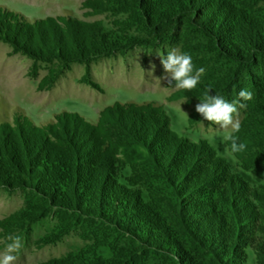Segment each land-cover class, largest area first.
I'll list each match as a JSON object with an SVG mask.
<instances>
[{
	"label": "rangeland",
	"instance_id": "1",
	"mask_svg": "<svg viewBox=\"0 0 264 264\" xmlns=\"http://www.w3.org/2000/svg\"><path fill=\"white\" fill-rule=\"evenodd\" d=\"M250 31L264 42V0H0V251L11 235L14 264H264ZM173 48L205 70L192 90L162 78ZM242 88L233 157L195 106Z\"/></svg>",
	"mask_w": 264,
	"mask_h": 264
},
{
	"label": "clouds",
	"instance_id": "2",
	"mask_svg": "<svg viewBox=\"0 0 264 264\" xmlns=\"http://www.w3.org/2000/svg\"><path fill=\"white\" fill-rule=\"evenodd\" d=\"M160 55V62L166 73L163 79L168 80L169 85L175 81L174 87L177 89L192 90L200 81L201 75L204 73V68L196 69L192 57L188 53H183L177 48H173L166 55ZM155 66L153 65V68ZM151 74V73H150ZM160 79V78H159ZM239 99L231 102L224 99L220 95L206 94L201 103L196 104L195 110L203 116L204 119L211 123L219 124L224 129H231L223 135L225 142L230 141V154L234 157L237 153H242L246 150L247 145L239 141L238 133L241 128V122L238 118L239 109L246 108L247 105L243 101L252 99V92L247 89H240L238 92ZM206 139H211L206 137ZM3 251H0V264H14L17 259L15 253L19 252L24 246L20 236H8Z\"/></svg>",
	"mask_w": 264,
	"mask_h": 264
},
{
	"label": "trees",
	"instance_id": "3",
	"mask_svg": "<svg viewBox=\"0 0 264 264\" xmlns=\"http://www.w3.org/2000/svg\"><path fill=\"white\" fill-rule=\"evenodd\" d=\"M244 39H246L247 41H250L254 47H256L257 49H259V51L264 52V42L262 41V39L260 38V36H257L256 37V34H252L251 31H250V32H248V35ZM222 46L223 47L220 48V49L224 52V54L228 58H231L232 57L231 55H233V54H231V52H228L227 50L226 51L223 50V49H225V47H224V45H222ZM236 56H238V57L240 56V59H242L241 56H243V55L236 54ZM226 76H228V75H226ZM224 81L226 83H229V85H230V81H231L230 78L226 77ZM229 85H228V87H229ZM262 107H264V105H262Z\"/></svg>",
	"mask_w": 264,
	"mask_h": 264
}]
</instances>
